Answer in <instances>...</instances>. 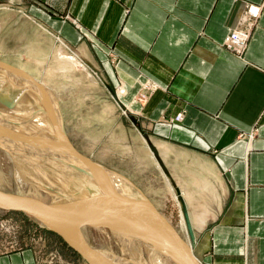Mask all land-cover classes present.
Instances as JSON below:
<instances>
[{"label": "crops", "instance_id": "obj_1", "mask_svg": "<svg viewBox=\"0 0 264 264\" xmlns=\"http://www.w3.org/2000/svg\"><path fill=\"white\" fill-rule=\"evenodd\" d=\"M6 1L32 3L21 23L0 9L18 48L34 40L39 57L57 47L42 23L121 85L139 159L158 176L145 188L183 209L197 261L264 264V0ZM234 30L248 32L242 49L224 43ZM0 264L36 262L21 250L0 253Z\"/></svg>", "mask_w": 264, "mask_h": 264}, {"label": "rangeland", "instance_id": "obj_2", "mask_svg": "<svg viewBox=\"0 0 264 264\" xmlns=\"http://www.w3.org/2000/svg\"><path fill=\"white\" fill-rule=\"evenodd\" d=\"M11 4L13 3L9 1L0 3V9L6 7L14 12L18 21L17 23H21L20 18H32L27 12L32 4L31 2L23 1V5L21 6L16 4L12 6ZM1 11L3 10H0V12ZM71 24L75 25V22H71ZM16 28L17 26L11 24V22H7L6 24L0 22V29L2 30L0 32V68H4V71H7L10 67L20 69L26 73V75L32 77L37 83L44 85L48 89L45 90L51 94L52 100L46 99L45 104L57 108L59 114V120H57L58 124H56L58 126H55L58 131L57 139L60 145L55 149H59L60 151L65 146L62 138L63 132L61 130L63 129L69 143L88 160V163H90L95 171L97 170V173L99 171L98 169L104 170L108 176H104V179L117 178L120 183L122 182L124 187L127 188V191H125L124 187L120 189L114 187L113 185H117L116 183L106 184L110 191L117 194V196L126 198V200L130 202L137 198L141 199V197L149 200L177 231L180 237H183L182 240L186 241L188 244L187 246H189L191 250L192 241L189 237L188 225L187 223L184 224V211L180 208L178 202L176 203V207L170 206V202H168V206H160L161 203H164L163 200L162 202L157 200V198L154 195H150L148 192L149 190L145 188L149 187L148 184L145 185V182L148 183L149 180L152 179H157L158 181V176H156L155 170L149 167L147 160H144V162L139 159L141 156H139L137 146L133 144V129L134 126L137 125H135L136 122L133 119L132 110L122 102L123 94L121 93L122 95H119L117 92L118 87L121 85H117L116 81L108 76L106 72H101L91 67L88 64V59L82 57L77 52V46H72V44L68 43L58 32L48 29V27L42 25V23L39 24V28L44 30L45 36L50 38L52 40H50L51 43L57 47L47 52L48 46L44 45L45 50L43 54L41 52L39 57L37 55L38 49L31 46L34 40L25 41V43L22 44L23 47L18 48L21 44L20 41L17 36L11 34V30ZM27 32L30 37H33V33H35L31 29H27ZM2 37L4 39L3 41ZM61 43L66 44L70 51L65 49V47L61 48ZM3 44H5V46ZM28 45H30V47H28ZM74 53L78 54V58ZM28 55H30V57ZM37 57L42 59V62L35 61L34 59ZM12 77L18 78L20 82L23 81L20 80L22 78L17 74L12 73ZM11 86L12 88L9 89L11 98L14 99L19 92V90L16 89H21L22 87L25 89L23 93L27 95L29 100H32L33 103L37 102L31 92L32 89L27 91L23 84L15 85L14 83ZM14 86L17 88L15 89ZM144 99V94H140V101ZM110 104L114 109L108 106V111H112L113 109V112L107 113L105 108ZM1 106L0 103V109ZM161 124L163 123H160V125ZM37 139L40 140V146H46V144L43 143V138L39 137ZM24 141H27V139L25 138ZM10 142H12V140H10ZM23 144L24 143H21L20 147L25 146V144ZM13 145L17 148L19 147V145ZM0 147V189L19 194V196L26 195L25 197L31 199H33V197L34 199L38 197L43 203L52 205L62 204V201L67 199L63 194L64 192L62 193L58 190L59 188L55 189V187H58L57 184L46 185L44 180H39L42 183L37 181L36 183L34 182L32 185L34 191L32 194H28V192L21 187L17 179V171L19 172L20 170H18V163L15 161L16 158L13 154H10L9 151L5 150L3 146L0 145ZM43 160L46 161V159ZM33 162L31 158L27 161L28 164H34ZM50 164H52V162H50ZM140 164H145L144 169H142L143 175L141 177H139L138 174ZM76 173L78 174V179L73 177L71 183L66 188L68 199L77 202L79 200L74 199L86 198L82 200L85 201L83 204L88 206L90 202V209L92 211L94 210L92 205L94 206L96 203L99 205L101 202V198H97L99 194L97 195L95 189L89 186V181H91L89 177L93 176L89 173V176H86L80 171ZM157 181L154 180V182ZM153 186L155 188L158 187L157 185ZM41 188L43 189L41 190ZM40 190L42 191V195L39 193ZM35 191L39 194L38 196L35 194ZM153 192L155 193L156 191L153 190ZM169 192L170 196H172L171 191ZM91 193L96 197L90 195ZM88 196L91 198L89 199ZM107 203L106 206L112 204L110 201ZM110 205L108 207H110ZM112 206L113 204L111 207ZM115 206L116 205H114V207ZM108 207L107 209L110 210L111 207ZM102 216L103 215H101V217ZM73 220L76 227H79L85 241L93 250L108 252L114 258L115 256H125L124 259L126 261H131V259H127V257L129 258V254L123 253L119 242L113 239L110 233L105 234L101 231H97L80 219L75 218ZM128 223L132 222L130 221ZM53 225L61 230L64 229L63 227L60 228L59 223L53 222ZM120 225L122 226V224ZM125 226L127 227L128 224L123 226L124 232L127 231V233H119L127 237L122 236L120 239L127 241L126 246L133 244L128 242V240L131 239L134 241V247H136L137 237H135L133 231ZM157 230L152 231V235L156 239H158L157 235L159 232V230ZM21 250H30L36 264H88L76 250L70 247L54 231L41 225L35 219L26 216V214L21 211L3 210L0 208V253H11ZM133 258V264H140L137 263V254H135ZM144 258L148 261L146 252H144Z\"/></svg>", "mask_w": 264, "mask_h": 264}, {"label": "bare ground", "instance_id": "obj_3", "mask_svg": "<svg viewBox=\"0 0 264 264\" xmlns=\"http://www.w3.org/2000/svg\"><path fill=\"white\" fill-rule=\"evenodd\" d=\"M253 9L258 12L256 7H253ZM12 73L17 74L22 78L20 80L23 81L20 82L18 78L12 77ZM14 83L15 85L23 84L27 91L32 89L31 92L37 102L33 103L32 100H29L27 95L23 93V90L25 89L22 87L21 89L16 87V89L14 86L19 92L14 99L11 98L9 95V89L12 88L11 85ZM45 89L47 88L44 85L37 83L32 77H29L20 69L10 67L7 71H4V68H0V103L2 105L0 109V145L16 158L15 161L18 163V170H20L19 172L17 171L19 184L28 192V194H32L34 191L32 186L33 183H36V181L42 183L39 180H44L46 185L57 184L58 187H53H55V189L59 188L58 190L62 193L64 192L63 194L67 198L62 201V204L50 205L43 203L38 197L35 199L33 197V199H31L25 197L26 195H18L16 196L18 197L16 198L18 201L14 200L17 203H24L30 206H52L54 209H58L60 213H65V216L48 221H43L41 218L25 213L26 216L35 219L47 228H55L61 232L67 233L72 244L77 249L85 251V253L88 254L87 258L83 257L88 264H133L132 260L134 259L133 257L135 254L138 256L137 263L140 264H190L185 249L178 244L179 242L176 243L175 240H170L171 235L166 225L168 224L171 229H173V227L149 200L141 197V199L137 198L134 199L135 201L131 200L130 202L126 200V198L117 196V194L110 191L106 184L116 183L117 185L113 186L120 189L124 187L123 183H120V181L114 177L104 179V176L108 177L104 170L98 169L99 171L97 173V170L95 171V169L91 167L88 160L69 143L63 129L61 130L63 132L62 138L65 146L63 149L60 148V151L59 149H55L60 145V142L57 139L58 131L56 130L59 114L57 108L45 104L46 99L50 101L52 100L51 94L47 91L48 89ZM117 92L121 94L123 88L120 86L117 89ZM38 136L43 138V143L46 144L45 147L40 146V140L37 139L39 138ZM25 138L27 141H24ZM10 140H12V142H10ZM21 143H24L25 146L20 147ZM13 144L19 145V147L17 148ZM30 158L34 161L33 163L35 165L27 163ZM43 159H46L47 162ZM50 162H52V164H50ZM78 171L84 173L86 176H89L88 173L93 176L89 177L91 180L89 181V186L95 189L97 195L99 194L97 198H101L99 205H97V203L94 206L92 205V208L94 209L92 211L90 209L91 203L89 202V199L91 198L90 196H88V206L90 207L83 204L85 201L82 200H85L86 198L74 199L79 200L77 202L68 199L66 188L71 183L73 177L78 179V174L76 173ZM42 189L43 188H41V190ZM124 189L127 191L126 187H124ZM41 190L39 192L40 195H42ZM35 194H37L36 191ZM38 195L39 194H37V196ZM90 195L96 197L92 193ZM2 198L3 197L0 196V201L3 200ZM109 201L113 204L112 207V204H109L111 208L108 207L109 205L106 206ZM6 202L7 204L10 203L8 200L5 201V203ZM114 205L116 206L114 207ZM107 207L110 208V210H108ZM101 215L103 216L101 217ZM75 218L86 222L97 231H101L105 234L110 233L113 236V239L119 242L123 253L125 252L129 254V258L127 257V259H131V261H126L124 259L125 256H122L123 258L115 256L114 258L108 252L93 250L84 239L82 240L83 235L80 232L79 227H76L73 220ZM161 218H163V220L165 219V221L161 222ZM185 219L186 218L184 217V224L187 223L188 225L190 233L189 237L192 241L193 235L187 219ZM130 221L132 223H128ZM53 222L59 223L60 228L63 227L64 231L54 226ZM120 224H122V226ZM125 224H128V226L125 227L133 231L135 237L138 239L135 238L137 240L136 247H134L133 240L129 239L128 242L133 244L126 246L127 241L120 239L123 235L119 232H124L123 226ZM108 227L109 230L107 229ZM157 229L159 230L157 235L158 239L152 235V231ZM173 230L180 237L177 231L175 229ZM125 233H127V231H125L124 234ZM123 237L127 236L124 235ZM187 248L189 249V246H187ZM190 251L192 253V250ZM144 252L147 254L148 261L144 258Z\"/></svg>", "mask_w": 264, "mask_h": 264}, {"label": "water", "instance_id": "obj_4", "mask_svg": "<svg viewBox=\"0 0 264 264\" xmlns=\"http://www.w3.org/2000/svg\"><path fill=\"white\" fill-rule=\"evenodd\" d=\"M19 194L10 192V191H3L2 189H0V196H2L3 200L0 201V208L4 209V210H16V211H22L24 213H27L28 215H32V216H36L38 218H41L43 221H48L51 219H55L61 216H65V213H60V211L58 209H54V207L52 206H30V205H26L24 203L20 204L17 203L15 201H18V196ZM10 201L9 204H7V202L5 203V201ZM15 200V201H14ZM52 205V204H50ZM67 214V213H66ZM165 219L163 220V218H161V222H164ZM167 229L169 230V233L171 235V239L170 240H175L176 243L180 244V246H182L185 249V253L187 254L188 258H189V263L190 264H200L199 261H197V259L193 256V254L191 253V251L187 248V243L182 240L177 234L176 232L171 229V227L167 224ZM48 229L54 231L55 233H57L70 247H72L74 250H76L82 257H88V254L85 253V251L79 250L77 249L71 242V239L69 237V235L67 233L61 232L55 228H49ZM109 230V227L107 228ZM85 240V238L83 237L82 240ZM173 241V242H175Z\"/></svg>", "mask_w": 264, "mask_h": 264}, {"label": "built area", "instance_id": "obj_5", "mask_svg": "<svg viewBox=\"0 0 264 264\" xmlns=\"http://www.w3.org/2000/svg\"><path fill=\"white\" fill-rule=\"evenodd\" d=\"M250 13L255 15L257 10L253 9V6L249 8ZM248 37V32L244 30H234L231 31L224 40V43L227 47L233 49H242L246 44V40ZM183 118V114L179 113L176 115L175 120L180 121Z\"/></svg>", "mask_w": 264, "mask_h": 264}]
</instances>
